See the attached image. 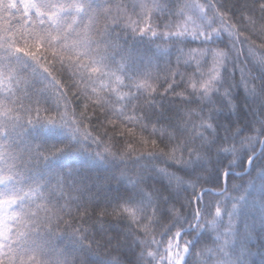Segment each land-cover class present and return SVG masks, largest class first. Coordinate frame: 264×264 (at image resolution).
Instances as JSON below:
<instances>
[{"label": "snow or ice", "instance_id": "snow-or-ice-1", "mask_svg": "<svg viewBox=\"0 0 264 264\" xmlns=\"http://www.w3.org/2000/svg\"><path fill=\"white\" fill-rule=\"evenodd\" d=\"M0 264H264V0H0Z\"/></svg>", "mask_w": 264, "mask_h": 264}, {"label": "trees", "instance_id": "trees-1", "mask_svg": "<svg viewBox=\"0 0 264 264\" xmlns=\"http://www.w3.org/2000/svg\"><path fill=\"white\" fill-rule=\"evenodd\" d=\"M71 167H75V168H80L81 167V165L79 164V163H76V164H73V165H70ZM248 179V177H245V180H247ZM115 181H113V184L115 185ZM237 183H239V181H237ZM254 243V250H257L258 251V244H259V241H254L253 242ZM255 259L257 260V261H259V255H257V256H255Z\"/></svg>", "mask_w": 264, "mask_h": 264}]
</instances>
